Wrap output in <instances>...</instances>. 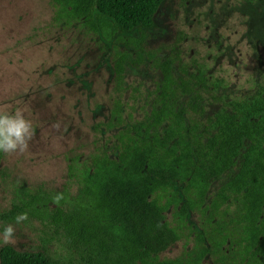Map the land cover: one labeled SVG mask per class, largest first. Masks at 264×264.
<instances>
[{"label":"trees","instance_id":"16d2710c","mask_svg":"<svg viewBox=\"0 0 264 264\" xmlns=\"http://www.w3.org/2000/svg\"><path fill=\"white\" fill-rule=\"evenodd\" d=\"M162 2L50 0L51 25L80 23L135 54L113 46L109 119L95 125L89 151L66 156L61 189L24 193L21 210L55 227L86 264H264V75L253 92L223 102L216 94L223 78L184 66L176 76L172 56L162 59L159 48H143V33L118 34L151 28ZM145 57L161 79L149 112L136 118L135 99L123 98L124 65L139 66ZM207 98L222 106L198 120L194 114ZM239 156L236 173L207 202L211 182ZM190 213L199 231L188 224ZM176 243L178 255L160 258ZM0 264L58 263L4 245Z\"/></svg>","mask_w":264,"mask_h":264},{"label":"rangeland","instance_id":"374dc122","mask_svg":"<svg viewBox=\"0 0 264 264\" xmlns=\"http://www.w3.org/2000/svg\"><path fill=\"white\" fill-rule=\"evenodd\" d=\"M50 16V0H0V113L22 109L35 133L25 152H0V238L8 225L15 229L13 242H0V248L42 252L58 264H86L82 252L52 225L28 213L19 224L15 218L26 213L20 203L24 193L61 189L66 156L92 148L95 125L109 119L113 46L135 52L80 23L55 27ZM141 33L146 51L159 48L162 59L172 56L176 76L184 66L189 73L205 70L209 77L223 78L226 84L216 92L223 102L253 92L264 75V0H163L151 28L118 31L124 37ZM143 60L139 66L124 65L123 98L130 104L135 99L136 118L149 112L161 79ZM209 101L198 105V120L222 106ZM200 108L204 112L197 116ZM240 162L239 156L233 168L211 182L207 202ZM187 222L200 230L195 213ZM181 250V243L173 244L160 258Z\"/></svg>","mask_w":264,"mask_h":264},{"label":"clouds","instance_id":"9594fccd","mask_svg":"<svg viewBox=\"0 0 264 264\" xmlns=\"http://www.w3.org/2000/svg\"><path fill=\"white\" fill-rule=\"evenodd\" d=\"M34 129L32 122L24 115V111L17 108L14 113H0V152L15 153L25 152L29 147V142L34 138ZM61 196L55 197V201L59 203ZM16 223L19 224L27 219V213L18 214ZM15 229L12 225L5 227L0 242H13Z\"/></svg>","mask_w":264,"mask_h":264}]
</instances>
